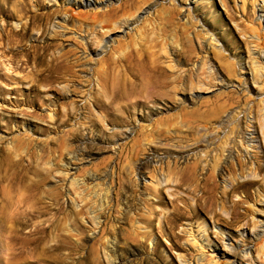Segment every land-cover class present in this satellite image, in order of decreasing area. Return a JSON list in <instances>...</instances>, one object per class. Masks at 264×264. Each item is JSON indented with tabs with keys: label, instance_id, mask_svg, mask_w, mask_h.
Masks as SVG:
<instances>
[{
	"label": "rangeland",
	"instance_id": "374dc122",
	"mask_svg": "<svg viewBox=\"0 0 264 264\" xmlns=\"http://www.w3.org/2000/svg\"><path fill=\"white\" fill-rule=\"evenodd\" d=\"M21 1L0 0V215L14 224L11 246L0 231V264H183L179 255L191 248L183 232L191 226L201 227L199 244L210 235L204 256L220 264H264L256 250L257 241L264 245V171H249L256 153L264 164V140L254 126L264 115V36L247 29L264 31V0H244L243 9V0H29L24 14ZM55 9L51 19L28 20ZM24 22L29 32L16 43L9 31ZM182 31L200 56L171 59L169 50H181L175 44L184 42ZM49 41L55 45L45 60L72 64L73 73L62 68L60 78H39L28 50ZM130 50L194 86L173 90L172 98L154 93L135 107L110 102L112 89L132 78L125 74ZM253 63L262 69L259 78ZM217 112L211 135H227L236 119L242 137L229 135L225 147L235 157L224 152L207 201L202 173L214 151L208 162L202 159L197 179H188L190 149L204 137L190 140L186 128L195 122L202 132L199 119ZM229 163L234 179L223 168ZM236 183L243 184L221 198ZM196 201L202 210L191 212L185 205ZM150 209L156 212L151 225ZM189 212L191 218L179 219ZM112 244L115 263L107 259L114 257Z\"/></svg>",
	"mask_w": 264,
	"mask_h": 264
},
{
	"label": "bare ground",
	"instance_id": "6f19581e",
	"mask_svg": "<svg viewBox=\"0 0 264 264\" xmlns=\"http://www.w3.org/2000/svg\"><path fill=\"white\" fill-rule=\"evenodd\" d=\"M94 4L96 5L97 3H94ZM101 4H102V2H101ZM82 5L86 6V5H91V4H90L89 1H86L85 3H82ZM20 7L23 10L22 14H24L27 11V8L29 7V0L21 1L20 2ZM243 7H244V0H243L242 9H243ZM117 10H118V8L114 7L112 9H110L109 11H112L115 14L117 12ZM14 12H15V10H14ZM57 12L59 13L60 9H55V11L45 12V13H40V12L37 13L36 12L35 14L31 15L30 17H28V20L31 21V18L34 19V20L41 19L42 16H46L47 19H51V17ZM19 18L21 19V17H19ZM70 21H72L70 19V17L67 20L64 19V22H66V24H68V22H70ZM26 24H27V22H24L21 25L20 30H18V31H14V30H10L9 31V35L11 36V40H13L16 43H20L25 38V36H27L26 34L29 32V28H28V26H26ZM247 29H249L250 35L252 37L256 36L257 38H260L261 36H264V31H261L260 28L254 26V24L253 25H249L247 27ZM41 34L43 35V31H41ZM184 34H185V31H182L181 37L183 38L182 40L184 42H182V43H178L177 42L175 44V42L172 40L169 43H167L169 46H171L173 44L178 45V46L180 44V46H181V50H179V51L177 49L175 51L169 50L170 51V57H171L172 60L174 58L173 55L180 56V57L183 55L189 60H192L195 56H200V54H198L196 52L195 48L192 47V45H190L191 43L187 42L188 45L185 43ZM52 35L54 37V36H56V33H54ZM50 37H52V36H50ZM253 43H254L255 47L261 48L260 42H258L257 40H253ZM54 45H55L54 42L49 41V42H46V43H44L42 45L39 44V45H35V46H30L32 49L28 50L29 53L30 52L32 53V58H33L34 64H35V70L37 72H39V78H41L42 80H46V79H48V80L52 79L53 80V79H56V78H60V74L62 73V70H63L62 68H64V69L66 68V70L70 69V72H72V73L74 71V70L73 71L71 70L72 64L64 66L61 63L60 64H54L52 62H49V61L45 60L44 56H45L46 50L49 49V47L54 46ZM168 45H165L162 48L163 50H166V52L168 51L166 49V47ZM170 48H172V47H170ZM173 48H175V47H173ZM71 51L67 50V51H65L62 54L60 53L61 55L59 57L66 56ZM167 56H169V55H167ZM125 57H126L127 62H128V64L125 65V67H126V70H125L126 73L125 74H126L127 78H129L130 76L132 78L130 77L131 79L125 80L124 83H122L123 85H120V88L116 87V88L112 89V94H111L112 100L110 102H113V101H116L117 99H119V100H124V101L129 102L131 106L135 107L136 105L138 106V104L140 103V100H139L140 98H143L144 100H146V99L148 100V98H152V97L155 96V95H152L154 93L162 95V97L165 95V96H168V97L172 98L171 96H173V94H172L173 90H176V89L177 90L178 89L186 90L187 88H189V87L192 88L194 86L193 83H192L193 81H191V86H190V83L187 84V83L183 82L182 79L179 76L173 75V74L172 75L168 74L163 68L160 67V64L158 62H156V60L148 59V58L144 57L143 55L136 53L135 50L128 51ZM201 58H202V61L200 62V65H198V68L203 69V67L205 65L206 56L201 55ZM201 58H199V59H201ZM253 58L255 59V57H253ZM75 62H77L76 58L73 60L72 63H75ZM259 62H261V60ZM261 63H263V62H261ZM178 65H181V64H178ZM251 66H252V64H251ZM170 67H172V66L170 65ZM251 68H252V71H254V76H257L256 78H259L260 76L258 77V71L260 69V66H257L256 63H255ZM261 68H263V67H261ZM170 69L172 70L173 68H170ZM228 69L230 70V72L233 70L232 66H228ZM261 70L262 69H260V71ZM128 73L130 74V76H129ZM196 77L201 78L200 75H198ZM255 80H257V79H255ZM202 82H205V79L198 80V83H202ZM150 90H152L153 92H150ZM132 96H134V97H132ZM132 98H135V101H133ZM240 112H242V110H240L239 113ZM220 113L221 112L213 113L212 115H210L208 117H201L199 119L200 123H202L201 124L202 127H204L202 132L198 131V128H197L198 124H195V122H193V124H190L189 127L186 128L187 136L189 137L190 140H196V139L204 137L203 139H201L202 143H197L196 145L193 144L194 146L192 147V149H190V151L192 152V156H191L192 162L190 161L189 164L187 165L186 169L184 168L186 170V173L189 174V175L187 174L188 179H190V180H196L197 179V177H196L197 176V169L200 166V163H202L201 162L202 159L205 158V161H207V158L209 159V156L211 155L210 151H214V154L211 157L213 159L212 160V164H210V166L207 168V173L205 175L202 173V179L204 181V186H205L204 190L207 192V196H206L207 201H208V197L209 196L210 197L213 196V195H210V193H212V188L210 187V184L212 182H214L216 180V178L220 175L219 171L216 172V167H217V164H219L222 161L221 159H222V156L224 155V152H226V154H225L226 155V157H225L226 159H234V157H235V155H233V153H232V150L225 147V145L227 144V139L230 140L229 139V135L232 134L233 137H235V138L236 137H242L241 136V132H240V130L238 128L239 122L237 123L236 119L233 120L234 124L230 127L229 130H227V132L229 134L227 133V135H225L223 137H220V136H218L216 134L213 135V136L211 135V133L209 131L210 130L209 128H211L214 125L213 122H215L217 120V118L220 116L219 115ZM241 115L242 114H240V116ZM234 118H235L234 114H229L228 113V119L231 120V119H234ZM254 126L256 127V130L258 129V130L261 131V135H262L263 140H264V115H263V119L259 118V116H258V118H256ZM205 136H206V138H205ZM232 145H233V147L237 148V143L232 142ZM199 146H203L204 148H206V150H204V154H200V153L198 154V150L197 149H198ZM255 156H256L255 169L253 168L254 170H252L251 169L252 167H251V168H249V171H252L254 173H256V172L261 173V172L264 171V164L262 165L260 160L257 158V153H256ZM219 160H221V161L219 162ZM159 161H163L162 158H159ZM238 161H239V166H240V172L244 173L246 171V169H245L246 163H245V161H242L240 159ZM223 168H224V170H226L228 172L229 175L233 176L232 179H234V175L236 173V169L233 167V165L231 163L224 164ZM93 178L95 180L96 176H93ZM165 181L167 182L168 180H165ZM247 182L248 183H254L255 181L254 180H247ZM161 183L162 182L160 181V179H158V182L156 184H157V186H159ZM239 184L241 186V184H243V183H236V184H234L231 187L230 190H228V191L224 190V192L221 195V198H223L225 196H229V194L231 192H235L236 189L238 187H240ZM108 196H109V194H108ZM195 203H196L195 206H193L192 204L189 205V203L186 204L185 206H187V208H191V210H190L191 212H194L195 208H198V209L202 210V207L198 203V201H196ZM237 203L238 202H234L233 203L232 211L234 210V207L237 205ZM173 207H175V205H173ZM222 207L224 209L225 205H223ZM176 208H178V207H176ZM191 212H189L188 215L183 214L184 217L180 216V218L179 217L178 218L179 219L191 218V214H190ZM154 213H156L155 210H153V209L151 210L150 209L147 218H145V220L147 221V223H149V225H151V222H152L151 215L153 216ZM232 214H234V213L232 212ZM163 222H164V225H166V220L165 219H163ZM158 228L160 229L162 227L159 225ZM200 229H201V227H198L196 232L199 233ZM0 231L5 233L6 242H7V244L9 246H11L12 245L11 238L14 236V224L12 222H10V221H6V220H3V219L1 220V215H0ZM203 231L204 230H202V232ZM196 232L193 231L192 226L190 228H185L184 229L183 234L186 236V241L190 243V247L191 248H190V250H186L185 248H183V250L186 251V253H182V254L180 253L179 257L181 259V262H183V264H191V257L195 256L194 257V264H220L217 260L214 259L213 256H211V255L204 256V252L205 251H203V250L205 249V247H210V245H209L210 244V242H209L210 241L209 240V236L210 235L208 236L207 233H204V235H203L204 237L201 235L200 237H203V240L199 244V239L196 236ZM202 242L203 243L207 242V246L203 245ZM259 243H263V242H259V241L256 242L257 254H263L264 253V251H263V248H264L263 246L264 245L263 244H259ZM109 254L113 255L114 257H112L111 259L107 258V259H109L108 262H110V263L114 262L115 263L117 257L115 256V248H114L113 244H112V246L110 248V253ZM187 256L189 257L188 259H187ZM11 258H12V256H11ZM117 262H118V264H124V263H122L121 260H119Z\"/></svg>",
	"mask_w": 264,
	"mask_h": 264
}]
</instances>
